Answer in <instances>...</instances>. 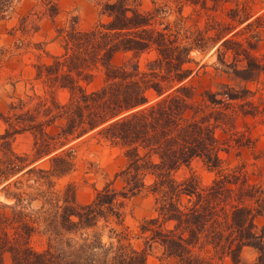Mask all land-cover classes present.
<instances>
[{
    "label": "trees",
    "instance_id": "obj_1",
    "mask_svg": "<svg viewBox=\"0 0 264 264\" xmlns=\"http://www.w3.org/2000/svg\"><path fill=\"white\" fill-rule=\"evenodd\" d=\"M14 1L0 0V19ZM41 1L51 16L59 14V0ZM151 1L152 7L143 8V0H107L100 11L107 20L82 29L75 16L57 27L54 40L61 50L50 61L35 63L34 80L50 98L34 93L3 116L0 264L7 253L13 264H149L147 249L153 245L161 250L159 264H264V223H256L264 214L262 190L248 181L244 166L224 168L222 152L233 144L217 131L231 128L232 101L245 104L250 90L222 84L223 90H208L198 99L191 81L198 69L188 64L194 61L191 52L205 50L209 42L185 24L182 11L187 3L208 8L206 1ZM173 10L179 17L165 21ZM29 26L23 18L22 30ZM152 52L143 70L139 59ZM119 56L129 58L117 65ZM100 66L104 84L89 91L81 81H89ZM259 67L249 62L234 71L251 80ZM59 89L69 92L67 101L54 96ZM95 130L123 149L127 163L116 175L119 185L106 183L81 205L73 186L55 189V178L74 168L73 150L66 146ZM25 133L32 136L31 149L18 152L13 142ZM45 157L49 167L38 163ZM195 161L216 171L210 184L180 178ZM143 193L154 195L155 214L141 223L145 247L137 248L125 241L124 208ZM36 235L45 239L42 248L31 243ZM245 247L256 251L254 260L242 261ZM210 248L222 262L202 253Z\"/></svg>",
    "mask_w": 264,
    "mask_h": 264
},
{
    "label": "rangeland",
    "instance_id": "obj_2",
    "mask_svg": "<svg viewBox=\"0 0 264 264\" xmlns=\"http://www.w3.org/2000/svg\"><path fill=\"white\" fill-rule=\"evenodd\" d=\"M107 0H59V14L51 16L41 0H15L6 16L0 19V133L6 124L3 116L8 113L11 104L20 99L29 100L34 93L49 97L42 83L34 80L35 63L50 61L51 55L61 50L56 36V28L67 25L75 16L78 17L82 29L93 27L100 19L107 20L100 14L102 4ZM208 8L201 5L185 4L182 15L185 24L192 29H199L208 39L209 47L205 50H193V62L188 66L197 67L198 72L191 79L196 88L197 98L201 99L208 91H221L222 84H229L235 90L247 88L250 92L243 99L233 102L235 119L231 128H218L222 140L232 139L233 146L229 152H222L225 160L224 168L232 170L244 166L248 181L261 188L264 198V0H205ZM143 8L153 6L151 0H143ZM179 13L173 10L166 18L174 22ZM27 18L33 26L22 30V20ZM36 26V27H34ZM221 36L222 39H218ZM214 38L215 41H214ZM231 41L224 45L225 39ZM41 43L38 47L36 44ZM154 56L145 54L139 59L141 68L146 69L147 59ZM129 56H119L114 63L120 65ZM252 62L260 64L253 79L242 80L235 74L236 69L242 70ZM105 81L104 68L100 66L94 71L89 81L82 80V85L89 91L100 88ZM54 96L61 102L68 99L69 92L59 89ZM243 109L248 113L245 115ZM29 133L19 134L13 142L18 152H27L32 146ZM74 155V168L68 174L55 178V189L63 192L68 185L75 189L78 204L89 203L97 189L114 181L120 184L116 175L126 165L127 159L123 149L106 140L98 132L92 131L68 144ZM48 157L38 163L49 167ZM202 161H195L190 168L179 172L180 178L194 177L201 186L210 184L216 177ZM116 179V181H115ZM0 199L4 193L0 191ZM35 202L33 205L36 206ZM125 226L128 228L126 242L137 248H144V236L141 223L155 214V197L151 193H143L132 197L126 203ZM256 223H264V214L256 218ZM119 230L123 226L115 225ZM106 230L105 239H107ZM32 245L42 248L45 239L36 235ZM203 254L214 257V262L222 260L215 256L213 249L203 250ZM161 250L157 245L147 249L149 264H159ZM256 257L253 248L245 247L241 252L242 261H252ZM225 262L230 258L225 257ZM5 264H13L9 253L5 256Z\"/></svg>",
    "mask_w": 264,
    "mask_h": 264
}]
</instances>
